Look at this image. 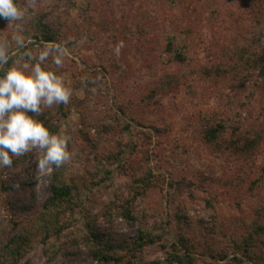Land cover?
Segmentation results:
<instances>
[{
  "label": "rangeland",
  "instance_id": "1",
  "mask_svg": "<svg viewBox=\"0 0 264 264\" xmlns=\"http://www.w3.org/2000/svg\"><path fill=\"white\" fill-rule=\"evenodd\" d=\"M68 1L16 0L25 10L23 21L18 22L19 30L0 19V43L7 45L11 66L17 62L31 64L24 53L33 42L30 35L38 17L42 23L61 29L63 36L51 45L56 47L52 52L62 56L63 67L49 65L47 70L60 76L72 93L67 116L57 122V134L70 137L71 159L61 167L41 171L37 167L41 153L33 150L14 157L10 168L0 169V239L13 235L14 221L28 217L20 207L31 190L39 207L45 203L54 167L80 191L82 205L75 211V233L85 236L93 228L109 227L131 239L137 234L140 224L135 219L142 216L143 208L149 209V223L156 219L166 223L161 240L138 252L135 261L140 264H168L172 244L181 233L204 242L203 224L209 227L214 217L224 224L230 220L233 233H241L254 219L255 208L264 202V183L250 186L264 166V89L256 76L241 88L233 72L199 82V67L218 62L221 49L250 31L255 23L253 5L257 3L264 9V0H77L80 6L76 3L74 7V0ZM167 33L180 36L190 46L189 58L181 66L171 62L165 52ZM14 35L22 37L21 45L13 40ZM119 42L124 47L116 55L114 48ZM30 56L35 58L37 54L31 51ZM171 73H177L180 80L173 79L162 87L161 82ZM73 75L82 79L90 75L95 82L91 80L88 88L78 87ZM189 81L197 86L192 97L185 87ZM205 119L229 125L239 122L241 130L251 131L250 138L256 140L253 154L244 160L229 149L219 148L225 134L205 143ZM87 120L92 124L90 130L86 128ZM86 132L94 146L83 141ZM117 150H121L119 163L107 160V155ZM133 161L142 162L144 168L164 179L163 187L152 179L148 195L128 206L134 220L123 214L121 203L132 185L133 178L127 171ZM91 164L109 169L106 181L90 182L87 168ZM202 171L209 175L206 192L211 207L205 204L206 194L200 186L192 189L193 197L189 190L180 193L176 189L175 181L181 176L197 181ZM177 206L183 207L186 217L182 229L169 215L176 212ZM216 240L226 244L219 236ZM62 245L55 243L54 248ZM54 256L37 244L17 264H89L83 257ZM194 256L196 264H234L235 257H242L230 243L222 258L208 253ZM11 260L3 244L0 264H15ZM242 264L250 263L243 259Z\"/></svg>",
  "mask_w": 264,
  "mask_h": 264
},
{
  "label": "trees",
  "instance_id": "2",
  "mask_svg": "<svg viewBox=\"0 0 264 264\" xmlns=\"http://www.w3.org/2000/svg\"><path fill=\"white\" fill-rule=\"evenodd\" d=\"M76 3L80 6L78 1L74 0L72 7ZM252 12L255 23H253L250 31L245 35H240L238 38H235L233 44L227 45L224 50L221 49L222 53L220 54L218 62L214 61V63L209 65H201L199 67V82L215 75H220L221 77L233 72L241 88L246 87L248 79L256 76L264 89V23L261 22L264 9L256 3L255 6L253 5ZM3 21L7 22L5 19ZM71 23L76 26L75 21H71ZM33 26L36 28L30 35L33 42L25 47L26 52L24 54L31 63H37L40 52L48 49L50 54L47 60L41 64V67L47 70L49 69V65H55L53 58L58 55L61 56L56 52H52L56 47H53L51 44L56 42L57 38L63 36V34L60 28L54 29L51 25L42 23L41 17H38L34 21ZM164 36L166 38L165 52L169 55V60L178 66L186 63L190 50V46L186 40L171 33H167ZM36 45L38 47H35ZM28 49L30 53L27 52ZM31 51L37 54V57L31 58ZM7 56L8 62L2 65L0 75L11 66L9 53ZM45 63L47 64L45 65ZM89 74L93 75V73ZM169 75L166 81L161 82L163 84L162 87L175 81L173 79L180 80L177 73H171ZM73 76L74 84L78 87L83 85L85 88H88V83L91 80L95 82V79L90 75H86L84 78L86 81L75 75ZM185 87L190 97L196 94L197 86L192 84L191 81L187 82ZM70 106H72L71 100L67 105H54L51 108H44L38 116L33 115L50 132L57 134L59 131L57 122L61 117L67 116ZM119 110L121 112L122 110L124 111V107H119ZM203 122L207 124L202 129V138L205 143H212L220 135L225 134L226 139H224L223 145H219V148H223V150L229 149L244 160H247L253 154L256 140L250 138L251 131L245 132L241 130L242 128L239 122L232 125L224 121L209 123L208 119H205ZM86 126L90 130L92 124L87 120ZM82 139L92 146L95 145L89 139L87 132L82 136ZM120 153L121 150L113 151V153L107 155V160L112 163H119ZM95 156L97 158V155ZM97 163L98 165H102L99 161ZM128 168L129 171L127 172L129 173L127 174L132 176L133 181L127 190V195L121 197V203L124 210L123 214L129 219L134 220L135 218L131 216L129 209H127L128 206L136 201L138 197L144 198L148 195L149 190L152 188V179L156 183L161 182V187L164 186V179L158 178L148 167L144 168L142 162H130ZM124 169H126V166H124ZM87 173L90 177V182L98 184L99 182L107 180L110 171L104 167H95L91 164L87 168ZM208 178L209 175L203 173V171L200 179H196L197 181H190L189 178L183 175V177L181 176L180 179L175 181L176 189L178 188L177 190L180 193L184 192V190H189V195L193 197L192 189L200 186L206 194L204 199L205 204L211 207V199L207 197L206 192ZM169 183L172 182L169 181ZM262 183H264V166L261 168L260 177L252 180L250 186L255 188L259 187ZM81 205L82 202L78 186L69 181L61 170L54 167L49 183L48 197L45 203L39 207L35 203V194L31 190L30 194L26 197L25 203L20 207V211L27 214L28 217L22 222L14 221L12 223L11 231L13 235L7 240L4 239L6 241L0 239V247L3 244L5 245L6 250L12 256L10 262H14L15 264L27 256L37 244L44 247L46 254L51 253L53 256L62 254L65 259L83 257L89 264H93L95 261L99 263L114 261L118 264H140L138 261H135L138 252L146 246L160 241L164 236L166 223L158 219L149 223L150 212L148 208H143L142 216L135 219L139 221L140 225L136 231V236L131 239H128L125 235L114 233L109 227L102 229L93 228L87 235L82 236L78 232L75 233L73 229L75 211ZM254 211V219L246 226V229H242L241 233H233L234 225L229 224L230 220H227L226 224H224L225 222L218 221V218L214 217L215 221L210 223L209 227L203 224L202 230L205 237L202 243L188 237L185 233L179 234L178 240L172 244V251L169 252L168 264H196V258L194 256L196 253H208L213 258H222L226 252V246L229 243L232 244L235 251L240 252L242 255L240 258H234V264H242L243 259L250 264H264V202L259 207H256ZM169 215L177 221L179 226L182 225L181 229L187 224L182 206H177L176 212L169 213ZM232 221L238 222L234 219ZM155 229H158L156 233L154 232ZM182 231H185V228ZM71 236H73L72 239H70ZM217 236L224 239L226 244L223 245L222 240H216ZM61 242L63 243V249L61 247L54 248L55 243ZM54 257L49 256L51 259Z\"/></svg>",
  "mask_w": 264,
  "mask_h": 264
},
{
  "label": "clouds",
  "instance_id": "3",
  "mask_svg": "<svg viewBox=\"0 0 264 264\" xmlns=\"http://www.w3.org/2000/svg\"><path fill=\"white\" fill-rule=\"evenodd\" d=\"M25 10L16 0H0V19L16 25L23 21ZM17 45L23 43L20 35H14ZM124 47L119 42L114 48L116 55ZM49 50L40 52L37 63H22L8 67L0 75V169L10 168L14 157H22L37 150L41 153L37 167L47 170L50 166L61 167L71 159L68 151L70 137L54 134L38 119L44 108L67 105L71 89L53 71L45 70L41 64L47 60ZM7 45L0 43V65L7 64ZM53 63L63 66L62 56H55Z\"/></svg>",
  "mask_w": 264,
  "mask_h": 264
}]
</instances>
